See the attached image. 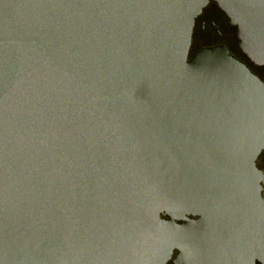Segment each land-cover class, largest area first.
<instances>
[{"label": "water", "instance_id": "1", "mask_svg": "<svg viewBox=\"0 0 264 264\" xmlns=\"http://www.w3.org/2000/svg\"><path fill=\"white\" fill-rule=\"evenodd\" d=\"M215 1L264 66V0ZM208 3L0 0V264H264V80L190 56Z\"/></svg>", "mask_w": 264, "mask_h": 264}, {"label": "flooded vegetation", "instance_id": "2", "mask_svg": "<svg viewBox=\"0 0 264 264\" xmlns=\"http://www.w3.org/2000/svg\"><path fill=\"white\" fill-rule=\"evenodd\" d=\"M237 33V27L231 24L228 16L223 10H221L217 2L215 0H209V3L195 20L190 56H193L204 47L225 44L233 55L244 61L255 74L264 80V66L254 64L242 52L239 46ZM205 38L210 39L208 44L202 42ZM197 40L199 43H197ZM256 165L259 169L264 171V151H262L257 157ZM262 194L264 195L263 192ZM176 255L177 252L174 253L168 264H176L174 262V257ZM257 264L261 263L258 262Z\"/></svg>", "mask_w": 264, "mask_h": 264}]
</instances>
